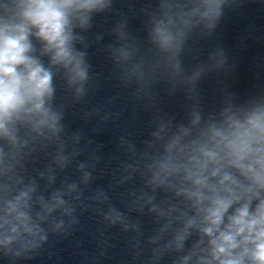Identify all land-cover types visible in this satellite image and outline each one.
Masks as SVG:
<instances>
[{"label":"clouds","instance_id":"obj_1","mask_svg":"<svg viewBox=\"0 0 264 264\" xmlns=\"http://www.w3.org/2000/svg\"><path fill=\"white\" fill-rule=\"evenodd\" d=\"M116 2L0 0V253L7 264L31 260L49 235L90 228L95 252L84 264H264V63L253 91L237 97L223 89V108L205 119L197 88L204 69L196 66L203 61L182 56L189 31L212 30L225 5L238 9L246 0H156L146 45L110 46L115 91L94 100L105 77L77 47L84 43L77 29ZM117 35L123 41L126 33ZM162 85L190 105L187 125L163 119ZM58 86L67 103L57 102ZM69 103L87 105L83 118H96L100 128L128 108L159 121L143 148L120 138L126 175L113 191L137 182L126 194L89 191L83 163L79 181L57 186L56 169L66 171L83 152V132L63 123ZM37 152L51 160L46 180L34 167Z\"/></svg>","mask_w":264,"mask_h":264}]
</instances>
